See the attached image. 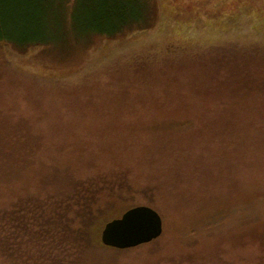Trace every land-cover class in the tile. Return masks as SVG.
Wrapping results in <instances>:
<instances>
[{"label": "rangeland", "instance_id": "374dc122", "mask_svg": "<svg viewBox=\"0 0 264 264\" xmlns=\"http://www.w3.org/2000/svg\"><path fill=\"white\" fill-rule=\"evenodd\" d=\"M82 1L0 46V264H264V0H148L115 36ZM138 205L164 231L135 248L83 223Z\"/></svg>", "mask_w": 264, "mask_h": 264}, {"label": "trees", "instance_id": "16d2710c", "mask_svg": "<svg viewBox=\"0 0 264 264\" xmlns=\"http://www.w3.org/2000/svg\"><path fill=\"white\" fill-rule=\"evenodd\" d=\"M14 1L16 4L0 0V46L14 44L22 50L53 43L58 32L55 24L70 21L68 6L72 2L73 9L75 3V0ZM82 4L84 12L78 18V27L87 35L115 36L148 22L151 13L148 0H83ZM116 216L113 210L84 216L88 232L95 231V243L106 247L99 235L103 225Z\"/></svg>", "mask_w": 264, "mask_h": 264}, {"label": "water", "instance_id": "95a60500", "mask_svg": "<svg viewBox=\"0 0 264 264\" xmlns=\"http://www.w3.org/2000/svg\"><path fill=\"white\" fill-rule=\"evenodd\" d=\"M163 231L164 222L160 213L151 206L138 205L106 222L101 239L106 246L124 250L150 243L158 239Z\"/></svg>", "mask_w": 264, "mask_h": 264}]
</instances>
